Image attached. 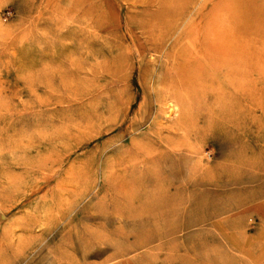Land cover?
Returning a JSON list of instances; mask_svg holds the SVG:
<instances>
[{
  "label": "rangeland",
  "instance_id": "1",
  "mask_svg": "<svg viewBox=\"0 0 264 264\" xmlns=\"http://www.w3.org/2000/svg\"><path fill=\"white\" fill-rule=\"evenodd\" d=\"M151 4L0 0V264H180L178 254L189 260L183 264H264V106L251 108L245 91L237 93L236 113L233 93L209 99L204 66L189 80L201 102L176 129L180 141L158 139L154 119L167 125L170 110L184 113L189 92L176 68L188 44L179 36L170 42L172 27L148 33ZM256 46L262 55L264 41ZM258 66L251 76L264 89V61ZM219 101L224 119L198 111ZM225 126L242 134L227 137ZM156 149L168 151L157 190L177 197L176 213L163 219L136 214L152 204L153 191L139 182L150 173L140 158ZM29 222L32 234L22 232ZM169 223L178 239L200 244L177 242L155 257ZM139 237L148 244L116 251Z\"/></svg>",
  "mask_w": 264,
  "mask_h": 264
},
{
  "label": "bare ground",
  "instance_id": "2",
  "mask_svg": "<svg viewBox=\"0 0 264 264\" xmlns=\"http://www.w3.org/2000/svg\"><path fill=\"white\" fill-rule=\"evenodd\" d=\"M190 1L192 2L193 0H151V5L154 6V10L151 12L150 16L154 20V27H150L152 29H150L151 31L149 30L148 33L155 36L156 33L154 34L153 32L155 28L157 31L160 28L164 29V32H167L170 31L169 29L172 27V31H170L168 37L170 42L173 41L174 36H176V39L179 36V39L185 38L188 44V46H183L179 49L177 55L179 61L176 68L177 81L179 83L181 82L180 86L189 92V96L186 98L185 104L181 105L184 109V113L183 115L180 113L178 116H175L177 109L174 108L170 110L166 117V119H168L167 125L157 118L153 121V126H156L154 130L157 129L155 131L156 137L160 140L166 141L167 143L172 142V140L174 143L176 141H180V135L176 134V129L182 128V125L185 123H190L189 119L192 114L191 106H195L196 102H201L198 101L201 93H197V95L191 94L190 89L193 87H191L192 83L190 82L192 78L205 74L203 68L204 66H208L211 70V73L209 69L206 70L208 76H210L209 80H211L209 81L208 86L203 88V92L205 91L207 94H205V96H209V99L212 96L214 97L216 94L227 97L233 93L231 96L233 100V111L236 113L240 104L237 93L239 91H245L247 92L245 95V102H247L248 105H251V108H253L252 106H255V104L261 108L264 106V102L261 100V95H264L263 86L261 82H256L257 77L254 78L251 76L255 68L259 65V62L264 61V52H262V55L256 54L257 42L264 41V0H216L214 3H210V7H208V2L210 0H196L191 6L189 5ZM146 7H148V5ZM175 17H178L181 20L174 28L173 23ZM152 38L153 37H150V39ZM175 57L176 56L174 55L171 58ZM255 58H260L257 62L258 65H256L257 63L255 64ZM260 69L261 68L258 66L257 70L259 73L262 70ZM210 74H212L216 80H219V85H217V87H214L211 83L215 80ZM186 76L188 78V83L184 82V78H186ZM242 80L246 81V85L242 86L240 84ZM261 80L262 83H264V77H261ZM228 87L231 88V92ZM259 93L261 95H259ZM224 106L225 104L219 101L214 108L210 109V107H206V111H203V109L200 108L198 111H200L201 114H209L210 116L215 113L216 115H219L220 119H224L223 117H226L228 114V112L224 111L226 110ZM234 112L231 113L233 114ZM210 116H204L206 122L211 120L209 119ZM226 122L228 121L226 120ZM207 125L209 126L210 123H205V126ZM234 125L237 128V123ZM240 130L246 133L248 132L246 127H241ZM164 131L167 134L166 137L161 135ZM225 131L226 136L231 138H238L239 135L242 134V132L238 133L237 131L234 133V131H231L227 127L225 128ZM228 131H231V133ZM242 148L243 147L241 146V149ZM167 153L168 151L166 149H156V153L155 151L151 154L147 153L146 155H142L140 158L144 168L143 171H145L144 173H146L147 170H150V173L148 172V179L142 178L139 182L143 183L144 181L146 184H149L153 191L152 193H149L152 204L150 206L147 205V207L141 204L142 206H139V211H137L136 214L143 215V211L146 210L144 212H148V215H154L155 218L159 217V219H163L164 215L167 213H169V215L173 214V212L176 213L173 204L174 199L177 197L169 194L168 192L162 191L164 187V178L161 179L160 177V166L162 165V160L167 157ZM148 163L153 164V167L150 168V164L148 165ZM153 171L154 173L155 171L156 173L158 172V176L156 175V178L152 181L150 176L153 174ZM105 179L106 178H104L103 185H105ZM161 188V191L157 190ZM161 205L163 209L161 208ZM133 213H135V210L132 211L130 215ZM160 221L165 223L164 220ZM29 225H32V223L29 222L28 225L22 226V232L32 234L30 228H28ZM167 225V228H163V232H160L157 236V240L162 237H167V242L163 241L156 247L158 250L156 249L157 251L154 252L155 257L159 256V252L162 247H172L174 244L176 245L177 242L178 245H182L185 248H190L192 245L200 244V242H196L194 244L190 242V244L186 242L185 239H178L174 235L176 227H172L170 223ZM23 234L24 233L18 235L19 240ZM40 234L43 236L45 231H40ZM34 237H36V235ZM147 238L148 237H139L132 245L122 246L121 243L119 246L121 245L122 247L118 248L116 251L119 252V255H124L130 250L137 249L142 245L144 246L146 243L148 244L149 240H147ZM188 252L189 251L187 250L185 255ZM175 259L178 260L180 264H183L185 261H189L183 254H178ZM126 263L124 261L122 264ZM80 264L94 263L92 261H88V263L82 262Z\"/></svg>",
  "mask_w": 264,
  "mask_h": 264
}]
</instances>
